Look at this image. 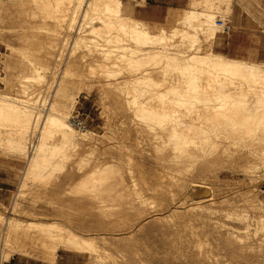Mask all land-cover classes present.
Masks as SVG:
<instances>
[{
	"label": "rangeland",
	"instance_id": "rangeland-1",
	"mask_svg": "<svg viewBox=\"0 0 264 264\" xmlns=\"http://www.w3.org/2000/svg\"><path fill=\"white\" fill-rule=\"evenodd\" d=\"M51 1L54 4L45 0H0V92L9 93L13 100L29 97L43 114L48 105L58 103L66 121L78 112L87 128L74 129L78 141L69 144L71 149L67 143L61 146L58 136H45L48 146L45 144L41 151L44 158L30 172L29 155L39 151L38 131L28 134L21 148L12 137L3 138L0 179L8 182L0 180V185L8 189H0V264H264V140L249 146L244 145L247 138L237 136L235 140L241 143L225 142V150L210 141L187 142L194 145L191 155L180 158L188 154L183 150L185 144L190 145L152 135L146 123L155 119L144 115L137 101L146 98L140 91L149 85L134 88L131 83L144 71H150L155 80L162 78L166 57L158 61L156 51L166 45L169 52L176 51L180 38L170 37L165 45L157 39L145 43L136 54L143 69L133 70L130 63L123 68L124 62L116 67L111 62L115 63L109 64L115 66L113 71L101 63L102 53L109 49L106 37L86 32L100 24L97 14L86 13L80 19L84 0ZM190 1L185 0L183 8L190 7ZM56 2L61 4L60 9ZM122 2L131 6L144 0ZM212 2L207 7L213 12L216 33L218 17L230 26L229 33H224L228 36L231 19L240 12L243 24L251 30L242 32L235 45L225 49L215 46V33L211 48L229 57L264 64V0ZM204 7L199 9L207 11ZM183 8L165 24H146L152 32L163 28L169 35L171 26H180L177 20ZM57 14L62 17L54 18ZM78 20L84 27L79 31ZM83 33L90 41L74 43L73 38ZM169 73L175 74L173 70ZM259 80L264 82V76ZM162 87L159 90H165ZM129 88L136 95L127 94ZM197 95L200 105L202 95ZM8 128L1 126L3 130ZM88 130L95 134L89 132L92 138L88 134L91 139L81 140ZM68 148L73 150L71 154L75 152L74 158ZM7 219L22 224H60L77 235L93 238L94 248L78 250L59 245L51 249L52 256L51 250L47 251L52 242H47L46 248L42 241L45 237V241L52 240L51 236L41 237L34 228H30V234L25 227L10 229ZM35 234L40 238L35 239Z\"/></svg>",
	"mask_w": 264,
	"mask_h": 264
},
{
	"label": "bare ground",
	"instance_id": "bare-ground-1",
	"mask_svg": "<svg viewBox=\"0 0 264 264\" xmlns=\"http://www.w3.org/2000/svg\"><path fill=\"white\" fill-rule=\"evenodd\" d=\"M45 1L49 4L53 3L51 0ZM62 1L59 3L62 4ZM57 3L58 2H56V4ZM59 3L56 5L57 9H60L61 7V4L59 5ZM84 3L80 19L83 20L86 13L88 14L87 16H89V14L92 15L93 13V15L97 14L95 18H97L100 22V24L98 23L97 25H93L89 30L87 29L88 31L86 30V32H94V35L97 33L99 34V37L100 35L101 37H106L107 43H105L109 46V49L107 50L106 48L104 53H102L104 54V62L101 61V63H103V67H108L111 62H115V66L120 67L119 65L124 62L121 65L123 68H126L125 66L130 63L129 67H132L133 70L143 69L140 62L141 60L137 58L136 54H138V50L142 51L141 48L145 43H153V41L157 39L160 44L163 43V45H165L170 37L173 38L178 36V38H180L178 39L180 42L178 43L179 45L176 51L169 52V49L166 47L168 45L165 47L163 46V49H159L158 52L156 51L157 55H160L157 58L158 61L161 56L166 57V67H162L164 72H162V78L155 80L154 75L152 76L150 71H144L141 76L138 78L135 77V80L132 79L133 82H131L134 88H140L143 83H147V86L149 85V88L140 91L143 95L145 94L144 96H146V98L140 100L138 98L137 101L139 102L138 107L144 111V115L146 114V116H151L155 119L152 122H148V120V123H146V125L151 128L150 131H152V135L154 137L160 136L161 138L162 136H168L170 143H176L180 140L184 144L185 142L198 144V142L202 143L210 141L215 143V145H221L223 150H225L227 148V144L231 142L241 143L235 140L237 136L243 135L247 138V143L245 142L244 145L249 146H252L254 142L264 140V82H260L259 80L260 77L264 76V64L229 57L222 53H218L211 48L210 43L216 32L214 31V24L212 23L213 12L208 11L209 8L207 6H209V4H213L212 0H191L189 5L190 7L183 8V12L178 17L177 21H179L180 26H171L173 30L169 32L170 36L163 28L161 30L158 29L160 30L159 32L156 30L157 33L155 30L152 32L145 21L123 13L122 0H84ZM201 6L208 8L207 11H202L204 9L200 10L199 7ZM57 9L54 7V10ZM57 11L58 13H64L62 10ZM63 15H65V13ZM58 16L61 15L57 14L54 18ZM74 17L75 16L73 14L72 18ZM92 19L94 18L92 17ZM82 20L81 22L78 20V24H76L78 27L76 28L77 31H79L80 28H84L82 27L83 24L81 25ZM87 20L83 21V23L85 22L84 24H87ZM84 33L73 38V42L79 45H82L81 43H83L84 45V42L87 43L90 41L86 35L87 33ZM86 43L85 45H88ZM90 43L91 42H89V44ZM180 45L185 48L180 49ZM203 46H205L206 49L201 51ZM106 59L110 62L108 65L106 63L108 62ZM112 64L110 66H112ZM98 65L100 66L102 64ZM133 65L137 66L134 67ZM110 66V69L115 68V66L114 68H111ZM170 70H173L175 74L173 75L172 73H169ZM113 71H116V69ZM68 72L69 70H66V73ZM53 73H55V71ZM150 86L152 87L150 88ZM162 86L168 88L166 89ZM160 87L165 90H159ZM141 88L143 87L141 86ZM131 90L132 89L125 91L127 94H130L131 92L135 93V91ZM197 94L202 95L200 100H202L203 103L200 105L197 102ZM28 99L29 97L24 100L17 98L13 100L10 98L9 93L0 92V140L2 139L0 143L3 141L5 136H9L12 137V141L15 142L16 146L21 148L20 146L23 145L22 143L27 138L28 134L38 131L40 141L37 145L38 147H36V149L38 148L36 151H39L35 152L37 155H29L30 157L27 166L29 167L27 168L29 171V169L32 170V168L39 163V159L43 157V153L41 151L44 149L46 144V140H44L45 136H58V139L62 141L60 142L58 140L59 143H62L60 144L61 146L64 143H67L68 145H75L78 139L76 137L77 134L74 133V128L69 124V121H66L65 111L58 108V103V107L56 106L57 104L48 105L47 107L45 106L46 108H43L45 114H43L40 111V107L31 103ZM37 101L38 99L36 100V103ZM62 105L64 104L62 103ZM1 126H9V128L3 130L1 129ZM92 131L88 130V132H83L80 139L83 141L89 140L88 138H92L91 134H95V131ZM89 132L92 133L89 134ZM88 134L90 137H88ZM4 140H6V138H4ZM225 142L228 143L226 144ZM46 145L48 146V143ZM70 145L69 148L71 149ZM56 147L59 148L58 146ZM69 148L68 150L70 151ZM191 148H194V145L193 147L191 145L189 147L185 144L183 150L184 152H188V154L181 155V152L180 158H185V156L191 155L189 154L193 150ZM71 152H73V150L69 153L71 154ZM249 152H253V147L250 148ZM69 153L67 155H69ZM72 155L75 156V152L72 153L71 156ZM71 156L69 155V157ZM42 160L45 161V159ZM22 223L11 219L6 220V224L10 229L25 227L24 229L28 232L30 228H34L39 232H37V235L41 233V237L42 234L51 236L52 240H49L51 239L49 238L47 239L48 241H45L44 239L47 237L42 240L46 242L43 245H47V242L49 241L52 242L49 243V245L51 244L50 247L49 245L44 246L46 248L49 247L47 251L51 249L55 250L59 245L73 247L78 250H84V248L91 247L94 248L93 243H95V241H91L93 238L87 239L84 236L82 237L79 234L77 235L72 230L67 229L66 226L64 227L60 224H50V222H47L49 224L46 225H39L43 222L36 225L34 224L36 222L32 221H27L25 224ZM30 231L28 234H30ZM39 238L40 237L37 236L35 239ZM52 250L50 254L54 256V254H52Z\"/></svg>",
	"mask_w": 264,
	"mask_h": 264
},
{
	"label": "crops",
	"instance_id": "crops-1",
	"mask_svg": "<svg viewBox=\"0 0 264 264\" xmlns=\"http://www.w3.org/2000/svg\"><path fill=\"white\" fill-rule=\"evenodd\" d=\"M123 4V2H122ZM185 4V0H144L140 5H131L130 3L124 6L122 5L125 13L145 21L149 25L159 26L165 24L170 20L171 16L175 14L178 9H182ZM242 21V12L237 14L231 19L232 31L227 36L224 33L218 31L216 33L215 46L225 49V46H234L235 39L240 36L242 32L246 30H251L250 26H246ZM255 29V28H252ZM223 54V53H222ZM2 172V171H0ZM1 174V173H0ZM2 182H8L6 179H0ZM0 189H8L4 187L3 184L0 185ZM11 264H21V263H11ZM29 264H57L54 263L41 262V263H29Z\"/></svg>",
	"mask_w": 264,
	"mask_h": 264
},
{
	"label": "built area",
	"instance_id": "built-area-1",
	"mask_svg": "<svg viewBox=\"0 0 264 264\" xmlns=\"http://www.w3.org/2000/svg\"><path fill=\"white\" fill-rule=\"evenodd\" d=\"M216 24L219 27L220 32L222 33H229L230 26L228 25L227 21H225L224 18L218 17L216 19ZM69 124L77 130L84 131L87 128V123L85 118L81 116L78 112H74L69 118H68Z\"/></svg>",
	"mask_w": 264,
	"mask_h": 264
}]
</instances>
